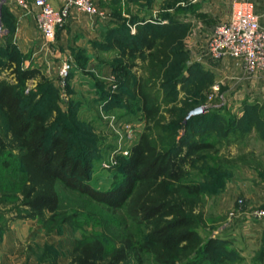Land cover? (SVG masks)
<instances>
[{
    "label": "rangeland",
    "instance_id": "1",
    "mask_svg": "<svg viewBox=\"0 0 264 264\" xmlns=\"http://www.w3.org/2000/svg\"><path fill=\"white\" fill-rule=\"evenodd\" d=\"M174 1L167 2L168 8H173ZM181 1L184 6L174 8L173 12L165 13L163 17L166 20L164 24L169 23V20L179 24L180 37L173 50L176 54L174 63L180 65L182 82L173 83L171 77L174 71L170 68L150 72L146 55L132 61L121 57L114 44L116 40L127 43L130 39L127 31L131 33V29L135 28L133 35L148 31L158 41L165 33L157 25L163 22L138 20L140 18L134 13L140 11L141 7L134 4L137 10H132L128 0H91L103 15L99 19L77 14L79 19L88 23L83 25L88 28L85 31L79 27L69 28L64 47L59 45V49L54 45L41 47L36 40L32 49L18 46L15 41L17 23H11L4 16L5 7H1L0 22L4 32L0 36V80L14 82L11 70L5 69V65L7 57L15 52L22 69H36L43 77V81L36 78L23 86L25 100L31 104L29 107L37 112L49 108L54 110L52 107L55 103L58 112L54 110L49 113L48 121L60 116L67 120L75 118L79 123L89 126V140L95 147L89 184L99 191L108 190L121 179V174L115 169L117 165L109 169L102 167L111 154L115 155L119 163L122 157L120 149L129 150L148 126L171 124L173 117L168 111L173 107L186 109L183 118L186 123V116L191 110L208 105L209 111L205 115L211 117L215 114L224 126L221 127L218 120L212 128L207 127L205 121L195 124L196 129L208 134L201 138L202 141L214 145L213 150L200 153L202 159L195 169L188 172L185 180L189 185L200 184L196 230L203 241L216 238L227 242L225 249L230 252L228 264H264L260 261L264 245L259 249L246 246L241 226L246 221L244 214H251L264 205L253 206L249 198L239 196L237 192L226 193L231 184L237 187L239 184L244 185L238 180L242 179L246 164L264 173V144L257 143V150L247 151L245 148L246 141L242 139L244 134L240 135L243 126L240 128L238 119L241 107L238 98L240 81L238 78L229 80L223 66L225 58L216 61L207 54V44L217 22L207 25L195 19L197 7L189 5V0ZM55 38L56 34L52 42ZM66 60L71 62L72 68L62 91L57 86L58 73L61 63ZM244 71L247 73L245 68ZM131 76L133 81L142 80L146 94L159 105L161 114L156 124L146 121L139 99L130 98L132 93L126 79L130 81ZM119 82L123 84L120 101L113 102L111 99L118 94ZM113 86L116 88L113 89ZM256 108L264 113V103ZM128 126L134 129L132 140L127 137ZM228 127L231 132L223 137L221 130ZM196 129L192 128V132H196ZM261 130L264 133L263 125ZM160 133L157 129L156 134ZM186 133L184 128H179L177 140ZM252 152L255 154H249ZM212 169L214 171L210 172ZM18 175L14 158L0 152V239L1 242L5 239L6 264H71L72 251L80 241L99 240L110 253L119 247L120 239L131 229L132 225L122 211L111 212L82 195L61 188L59 184L61 208L56 219L50 220L48 215L42 220L14 219V204L12 206L11 203L13 185ZM239 200H243V203L240 204ZM128 264L154 263L150 256L143 255L132 257ZM196 264L209 263L199 259Z\"/></svg>",
    "mask_w": 264,
    "mask_h": 264
},
{
    "label": "trees",
    "instance_id": "2",
    "mask_svg": "<svg viewBox=\"0 0 264 264\" xmlns=\"http://www.w3.org/2000/svg\"><path fill=\"white\" fill-rule=\"evenodd\" d=\"M4 7L7 12L4 16L16 24ZM196 17L207 25L214 24L207 14L199 13ZM168 22L157 23L161 26L158 28L165 30L159 41L148 31L140 35L127 31L129 41L116 40L114 45L126 61L146 55L150 72L170 68L174 71L173 83L177 84L183 81L180 65L174 63L173 50L180 37L179 24L174 20ZM5 69L11 70L14 82L0 80V152L14 158L19 173L11 203L14 219L42 220L46 215L50 220L56 219L61 208L59 184L111 212L122 211L132 225L120 239L119 247L110 253L99 240L80 241L72 251L71 264H128L132 257L143 255L150 256L154 264H196L199 259L209 264H228L227 242L216 238L203 241L196 230L200 184L185 183L188 172L202 159L200 153L214 149L212 143L202 141L208 134L196 129L195 124L205 121L212 128L218 120L222 127V120L212 114L190 118L184 123L186 109L173 107L168 111L172 123L160 125L159 105L146 94L142 80L133 81L131 76L130 81L126 79L132 93L130 98H138L146 121L157 124L148 126L129 149V155L119 159L115 169L121 179L108 190L99 191L89 184L95 148L89 140V126L75 118L67 120L60 116L48 121L49 113L58 112L55 103L54 110L37 112L30 108L23 86L32 79L43 81V77L36 69H22L15 52L7 57ZM118 84L113 102L120 101L123 84ZM247 122L239 120L240 128L243 126L240 135ZM181 127L187 133L177 140V130ZM157 129L160 135L156 134ZM230 130L222 128V136H227ZM260 261L264 262V248Z\"/></svg>",
    "mask_w": 264,
    "mask_h": 264
},
{
    "label": "crops",
    "instance_id": "3",
    "mask_svg": "<svg viewBox=\"0 0 264 264\" xmlns=\"http://www.w3.org/2000/svg\"><path fill=\"white\" fill-rule=\"evenodd\" d=\"M33 1L34 0H27V2L31 5L33 4ZM47 1L52 8L59 9L68 0ZM129 1L132 10H137V8L133 7L134 4H137L141 7L140 11H136V13H134L137 14L138 18H140L138 20L144 19L145 21L149 22L158 20L163 22V24L166 22L165 18L163 17L165 13H171L173 12L174 8H180L184 6L181 0H175L173 2L172 9L168 8L169 6L167 4V2L170 0H128V2ZM237 1L241 0H189L188 4L197 7L195 9V19H197V14L204 13L207 14L208 17H210L209 20H213L214 23H222L229 20L231 11H233L234 4ZM248 1L253 4L254 12L259 19L260 27L264 30V0ZM7 8L15 18L18 26L15 35L16 44L18 46L21 45L23 49H32V44L35 43V40L38 45H41V47L54 45L56 49H59L60 45L63 48L64 42H66L71 28L79 27L84 31L86 28H88L83 26L87 25L88 23H85L86 21L79 19L77 15L79 13H77L75 10H72L70 17L64 26L57 29L55 41L50 44L43 41V38L38 32L34 18L31 14L25 13L16 5H10ZM134 30L135 28L131 29V34L134 33ZM87 31L89 32L88 29ZM92 33L94 32L92 31ZM58 37L59 41L56 43V39ZM224 61L223 66L227 70L229 80L231 78H238L240 81L238 85V98L241 103V107L239 110L238 119L248 120L247 126H245V129L243 130L244 136L242 138L243 142L246 141L245 148L247 151L257 150V143L262 142L264 144V133L261 130L262 125L264 126V113L262 110H260V108H256L258 106H262L264 103V71L256 74L255 76H250L244 71L241 62L228 57L225 58ZM251 107H255V109H251ZM249 154L254 155L255 153L252 152ZM238 182H242L244 185L242 186L239 184L237 187L236 185L231 184L227 187L226 193L231 194L233 192H237L239 196L249 198V203L253 206L264 205V173H262V171L257 170L253 165L251 166L250 164H246L242 170V179L238 180ZM244 218L246 221L241 226L243 233L245 234L246 246H253L254 248L258 249L261 248L264 245V223L251 218V214H244ZM2 240L3 242H1L0 239V264H6V259L4 260V257L7 256L6 246L4 244L5 239L3 238Z\"/></svg>",
    "mask_w": 264,
    "mask_h": 264
},
{
    "label": "built area",
    "instance_id": "4",
    "mask_svg": "<svg viewBox=\"0 0 264 264\" xmlns=\"http://www.w3.org/2000/svg\"><path fill=\"white\" fill-rule=\"evenodd\" d=\"M10 5H16L25 13L33 16L36 28L46 43L53 41L57 29L66 23L72 10L90 18L100 19L103 15L91 0H68L59 9L52 8L47 0H34L33 6L27 0H0V9ZM3 32L0 22V36ZM207 54L216 61L227 57L233 58L241 62L247 73L253 76L264 71V30L260 27L259 19L250 1H237L229 20L214 26L207 44ZM71 68V62L67 60L60 65L57 86L62 91H64ZM115 88L116 86H113V89ZM208 111V105L195 108L187 114L186 119L203 116ZM127 132V137L132 140L134 129L128 126ZM119 154L127 157L128 148L120 149ZM117 160L115 155L111 154L109 160L102 163V167L109 169L118 164ZM239 203H243V200H239ZM251 216L256 221L264 223V207L252 212Z\"/></svg>",
    "mask_w": 264,
    "mask_h": 264
}]
</instances>
